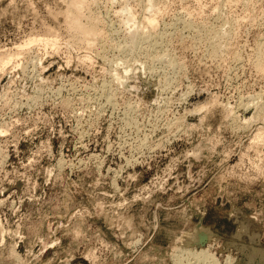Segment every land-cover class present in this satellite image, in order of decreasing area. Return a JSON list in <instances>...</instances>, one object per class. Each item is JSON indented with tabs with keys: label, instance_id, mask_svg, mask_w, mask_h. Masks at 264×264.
I'll return each instance as SVG.
<instances>
[{
	"label": "rangeland",
	"instance_id": "374dc122",
	"mask_svg": "<svg viewBox=\"0 0 264 264\" xmlns=\"http://www.w3.org/2000/svg\"><path fill=\"white\" fill-rule=\"evenodd\" d=\"M0 61V264H264V0H0Z\"/></svg>",
	"mask_w": 264,
	"mask_h": 264
},
{
	"label": "bare ground",
	"instance_id": "6f19581e",
	"mask_svg": "<svg viewBox=\"0 0 264 264\" xmlns=\"http://www.w3.org/2000/svg\"><path fill=\"white\" fill-rule=\"evenodd\" d=\"M76 2H78V1H76ZM76 2H75V3H76ZM75 3H74L73 5L76 6ZM81 3L83 4V1H82ZM76 7H77V6H76ZM76 7H75V8H76ZM79 7H80V6H79ZM79 7H78V8H79ZM82 7H83V5H82ZM78 8H76V9H78ZM70 9H72V5H71V8H70ZM73 10H74V9H73ZM79 10H80V9H79ZM70 11H72V10H70ZM74 12H75V11H74ZM74 12H73V13H74ZM78 12H79V11H78ZM69 13H70V12H69ZM73 13H72V14H73ZM72 14H70V16H69V17H71V19H72L73 16H74V15H72ZM71 15H72V16H71ZM77 15H78V14H77ZM77 15H76V16H77ZM74 18H75V16H74ZM74 18H73V19H74ZM77 19H78V18H77ZM74 20H75V19H74ZM78 21H79V20L74 21V23H73V24L77 23L78 26H77V24H75L77 27H79V23H78ZM76 26H75V27H76ZM77 27H76V29H77ZM82 27H83V26H82ZM82 27L80 26V28H82ZM78 30H79V29H78ZM82 30L84 31L85 28L82 29ZM93 30H95V29H93ZM80 32H81V31H80ZM85 32H86V30L84 31V33H85ZM88 33H89V32H88ZM93 33H94V32H93ZM93 33H92V35H93ZM86 36H87V35H86ZM146 38H147V37H146ZM92 40H93V39H92ZM91 45H92V44H91ZM0 62L3 64V61H0ZM1 63H0V65H1ZM2 66H3V65H1V67H2ZM201 233H202V232H201ZM201 233H199L198 231H196V233H195L194 236L192 237L193 243H196V242L198 243V242H199V240L201 239V236L203 235V233H202V235H201ZM206 235H207V234H206ZM204 236H205V234H204Z\"/></svg>",
	"mask_w": 264,
	"mask_h": 264
}]
</instances>
